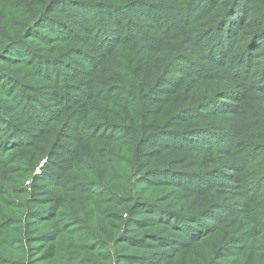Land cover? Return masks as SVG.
Returning a JSON list of instances; mask_svg holds the SVG:
<instances>
[{
    "label": "rangeland",
    "instance_id": "374dc122",
    "mask_svg": "<svg viewBox=\"0 0 264 264\" xmlns=\"http://www.w3.org/2000/svg\"><path fill=\"white\" fill-rule=\"evenodd\" d=\"M48 1L0 0V20L12 24L0 40L4 263L27 264L20 247H12L49 235L41 246L45 254L33 264H104L88 244L93 185L102 182L122 191L143 188L144 201L163 207L188 201L196 213L166 229V247L142 244L123 253L134 255L130 262L153 264L157 253L163 264L168 248L175 247V253L182 251L175 264H203L219 244L228 261L246 249L249 255L239 264H264V229L255 230L264 224V0H231L212 24L207 10L222 0H126L158 3L197 22L190 27L183 20L173 40L172 32L159 30L167 28L165 14L147 6L116 13L102 3L85 7L76 0L63 4L54 22L40 14ZM191 41L195 45L183 51L196 68L174 57ZM166 63L160 80L143 84ZM155 191L158 198L150 196ZM78 205H87L86 213L67 225H77L70 233L87 244L82 248L89 253L82 256L76 238L59 237L60 215ZM48 209L57 210V218L39 219ZM203 235L206 240L197 245L190 240ZM192 251L201 256L194 258ZM46 257L51 258L42 261ZM220 257L212 264L225 262Z\"/></svg>",
    "mask_w": 264,
    "mask_h": 264
},
{
    "label": "trees",
    "instance_id": "16d2710c",
    "mask_svg": "<svg viewBox=\"0 0 264 264\" xmlns=\"http://www.w3.org/2000/svg\"><path fill=\"white\" fill-rule=\"evenodd\" d=\"M71 1L76 0H49L45 4V8L40 13L43 18H47L50 21L57 22L59 21L58 17L62 14L63 11H65V8L63 7V4L65 3H72ZM81 2V4L85 7H92L96 6L97 4H105V7L110 6L113 9L116 8V13L120 12L119 9H126L129 6L134 5H142L143 10L145 11V6H147L152 11H157L159 13H164L166 16L165 19V25L167 26L166 29L159 28L160 32L167 33L172 32L171 40H173L177 35H179L181 31H178L179 25L182 26V21H185V26H196V23H193V19L191 18H180L176 17L171 11H164L163 7L160 5L162 2L157 1L160 4L156 3V7L149 4L147 1H140V3H134L126 0H78ZM173 1V0H172ZM192 0H187L188 3H190ZM231 0H222L218 5H215L213 7H209L207 10V19L210 22V24L214 23L215 21H218L222 18V16L227 12L229 7H231ZM51 4V7H48V5ZM185 2L180 3V8L184 6ZM116 5V6H115ZM166 12H168V15ZM209 16V17H208ZM184 17V16H183ZM32 25V24H31ZM30 25V26H31ZM29 26V27H30ZM207 26H209L207 24ZM12 27V24H9L8 22L0 20V40L5 36V34H9L10 28ZM139 31H142V28H139ZM218 29H215L213 31V35L217 34ZM47 32V31H46ZM25 33V32H24ZM19 37L23 38V35H19ZM29 38V37H28ZM26 38V39H28ZM68 41H62V43L66 44ZM134 42V41H133ZM191 44V45H190ZM182 48L180 50H176V53L174 57L176 58V62L178 61H184L186 62V53L185 51H189L194 46L195 43H187L186 45L182 43ZM185 47V49H183ZM208 48V47H206ZM5 48L1 49L3 51ZM185 50V51H183ZM209 56L213 57L214 50L211 52V49H209ZM187 63V62H186ZM166 63L164 66L162 65V71L159 75L156 74V76L151 80L148 78H143V84H147V86H151L152 82H156V80H160V77L163 73V68L167 65ZM188 64V63H187ZM192 68L198 67L197 65L193 64L190 65ZM142 80L139 81L140 85ZM155 80V81H154ZM147 82V83H146ZM159 83V82H158ZM128 84L129 90H133L132 86L133 83L130 81ZM146 86V87H147ZM142 87V86H141ZM127 89V88H126ZM142 89V88H140ZM139 89V90H140ZM143 91V90H142ZM141 91V93H142ZM140 92V91H139ZM140 93V95H141ZM183 107H180L178 109V112L182 110ZM161 119L156 120V125L159 124ZM124 147L127 145H123ZM142 144L139 143L136 146V150L140 154H142ZM165 154V153H164ZM103 163H109V160L107 158H102ZM109 168V167H108ZM110 170V175H112V171ZM128 175L132 177V173L128 172ZM131 184V182H130ZM95 188L92 191V196H94V204H92V235H91V241L88 243L89 245L92 244L94 246V251L98 252L100 258L103 260L104 264H134L129 261L130 257L134 256L132 254L123 255L125 252H129V250L138 249L140 245L143 244L144 247H153L156 244H162L161 246H165V243H163L166 235V229L171 227H176V224L179 223V219L181 218H190L192 215L196 216V213L193 210H189L190 206L188 204V201H185L183 203H174V204H168L163 207L161 203H158L156 201H151L152 199H147L148 201H144V193L142 191L143 188H140L138 190L132 189V191H122L120 189H115L113 187L106 186L102 182H97L95 185H93ZM99 187V189H96ZM151 197H156V191L152 192L150 194ZM158 198V197H156ZM163 200V199H162ZM167 200L168 199H164ZM167 201H164L166 203ZM175 207H170L174 206ZM249 201L246 203V206L248 208ZM241 207L246 208V206L243 204L240 205ZM88 206L87 205H78V209L75 212L64 210V215H60L63 218L62 220V227L60 231L59 237L62 235H69L72 236L75 239V242L77 244L76 252L82 256L83 254L89 253L88 249H83L82 246H87L83 238L76 237V235L71 234L75 228H78L77 225L71 226L67 225L69 223L76 222V220H81L79 217H82L86 213ZM202 212V211H201ZM53 214V215H52ZM57 210L53 211L52 209H48V212L41 214V218L52 219L55 220L57 218ZM52 215V216H50ZM49 216V217H48ZM69 217V218H68ZM170 219V222H167V219ZM46 219V220H47ZM73 219V220H72ZM193 219V217H191ZM72 220V221H70ZM221 223V222H220ZM60 222H56V226H58ZM81 224V223H78ZM223 229L225 230L226 227H228V221L224 220V223H222ZM264 224L261 225L259 228L255 226V230L259 231L262 230L263 232ZM104 230H106L104 232ZM214 230L217 232V230H220V227L214 228ZM49 233H46L47 235ZM256 234V231L255 233ZM253 234V235H254ZM212 236V235H210ZM241 236L248 237L249 235L246 232L241 233ZM252 236V235H251ZM49 235L42 238L41 241H36L34 243H25V246H23V243L15 244L12 248L14 250H17L18 247H20L19 251L20 254L24 260V263L27 264H33V261L37 259L38 257L45 254L46 249H42L41 246L43 243H48ZM174 238V237H173ZM45 239V240H43ZM204 235L202 237H197L196 239H190V240H197V242L194 245H197L199 243H202L204 241ZM82 240V241H81ZM200 240V241H199ZM206 240V239H205ZM7 244L12 245L11 238L8 239ZM95 244V245H94ZM193 246V245H192ZM191 246V247H192ZM92 249V250H93ZM176 248L175 247H169L168 253L164 254L166 259L168 260L166 263L163 264H175L176 259L181 254L179 251L176 253L174 252ZM212 253L211 257L207 262H204L203 264H212L215 262V258L217 256H221L220 258L225 261L221 262L219 264H239L243 261L244 257L246 255H249V252L244 249L243 251H238L235 255H232L237 259V261H228L226 258H229L227 254H225V248H221V246L218 244V246L211 247ZM167 252V251H166ZM182 252V251H180ZM174 255V256H173ZM190 255H192L194 258H199L198 256H201V252L192 251L190 252ZM173 256V257H169ZM155 258H152L153 264H159L161 262L160 256L155 253ZM261 257V255H260ZM51 257H46V259L42 261H47ZM261 261V260H260ZM216 262H219L218 260ZM0 264H9L4 263V257L3 255L0 256Z\"/></svg>",
    "mask_w": 264,
    "mask_h": 264
}]
</instances>
